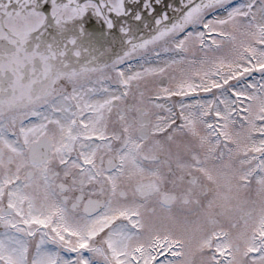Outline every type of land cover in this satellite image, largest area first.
I'll use <instances>...</instances> for the list:
<instances>
[{
  "label": "snow or ice",
  "instance_id": "1",
  "mask_svg": "<svg viewBox=\"0 0 264 264\" xmlns=\"http://www.w3.org/2000/svg\"><path fill=\"white\" fill-rule=\"evenodd\" d=\"M0 264H264V0H0Z\"/></svg>",
  "mask_w": 264,
  "mask_h": 264
}]
</instances>
